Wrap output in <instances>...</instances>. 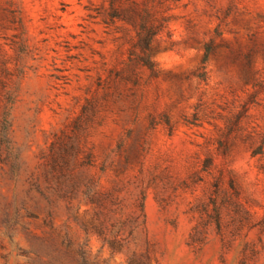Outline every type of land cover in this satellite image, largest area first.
I'll return each instance as SVG.
<instances>
[{
  "label": "rangeland",
  "instance_id": "1",
  "mask_svg": "<svg viewBox=\"0 0 264 264\" xmlns=\"http://www.w3.org/2000/svg\"><path fill=\"white\" fill-rule=\"evenodd\" d=\"M0 264H264V0H0Z\"/></svg>",
  "mask_w": 264,
  "mask_h": 264
},
{
  "label": "trees",
  "instance_id": "2",
  "mask_svg": "<svg viewBox=\"0 0 264 264\" xmlns=\"http://www.w3.org/2000/svg\"><path fill=\"white\" fill-rule=\"evenodd\" d=\"M144 53H146V55H147V60H145L142 65L148 66L150 68L151 67V62L148 59L149 54H148V46L147 45L144 48Z\"/></svg>",
  "mask_w": 264,
  "mask_h": 264
}]
</instances>
